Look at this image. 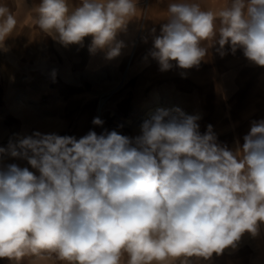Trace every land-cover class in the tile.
<instances>
[{
    "label": "clouds",
    "instance_id": "obj_1",
    "mask_svg": "<svg viewBox=\"0 0 264 264\" xmlns=\"http://www.w3.org/2000/svg\"><path fill=\"white\" fill-rule=\"evenodd\" d=\"M139 0H40L15 10L0 2V50L22 12L29 27L64 45L125 47L118 34L139 17ZM149 55L161 71L188 70L240 49L264 67V0H169ZM55 73H53L54 75ZM199 115L157 108L135 136L104 129L84 136L34 131L0 156V260L36 264H190L235 249L264 224V120L253 121L243 144L218 142L213 126L200 132ZM93 125L103 127L96 117Z\"/></svg>",
    "mask_w": 264,
    "mask_h": 264
},
{
    "label": "crops",
    "instance_id": "obj_2",
    "mask_svg": "<svg viewBox=\"0 0 264 264\" xmlns=\"http://www.w3.org/2000/svg\"><path fill=\"white\" fill-rule=\"evenodd\" d=\"M7 2L15 10L16 0ZM39 2L26 0L29 8ZM168 2L139 0V17L118 34L125 47L111 60L106 50L88 51L91 37L85 38L83 46L65 47L29 27L33 14L22 12L16 32L4 42L8 50H0V147L8 149L10 142L16 144L34 131L77 138L89 130L99 134L103 127L92 121L98 117L99 101L109 91L104 129L135 136L137 127L112 124L110 116L135 122L148 106L160 104L199 115L200 132L211 124L219 143L234 148L239 140L242 145L252 122L264 120V67L248 61L242 50L232 54L226 46L228 54L221 57L215 48L210 49L198 68L183 70L173 62L170 70L161 71L149 55L151 29L155 27L159 34ZM201 2L208 6L210 0ZM77 3L70 0L72 6ZM0 163L27 166L7 152L0 156ZM0 264L14 262L3 259ZM21 264H29V258ZM36 264L62 262L51 257ZM190 264H264V224L257 236L246 233L235 249L214 254L210 260L192 257Z\"/></svg>",
    "mask_w": 264,
    "mask_h": 264
},
{
    "label": "bare ground",
    "instance_id": "obj_3",
    "mask_svg": "<svg viewBox=\"0 0 264 264\" xmlns=\"http://www.w3.org/2000/svg\"><path fill=\"white\" fill-rule=\"evenodd\" d=\"M133 72V71H132ZM114 90V89H113ZM110 93H112V91H109L106 93V97L104 98H101V100L99 101V104H98V117L100 119H102L104 121V108L106 107V103H107V98L108 96L110 95ZM157 108H166V109H170V107H165V106H162V105H157V106H148V108H146L144 110V112L140 115V117L135 121V122H130L129 120L127 119H124V118H118V117H114V116H110L114 119V124L117 125V126H121V125H132L134 127H137L139 129L141 123L143 122L144 119H146L148 117V115L155 111ZM103 130H104V125H103Z\"/></svg>",
    "mask_w": 264,
    "mask_h": 264
},
{
    "label": "rangeland",
    "instance_id": "obj_4",
    "mask_svg": "<svg viewBox=\"0 0 264 264\" xmlns=\"http://www.w3.org/2000/svg\"><path fill=\"white\" fill-rule=\"evenodd\" d=\"M105 97H106V96H105ZM107 107H108V105H106L105 108L107 109ZM105 108H104V111H103L104 114L106 113ZM107 114H108V113H107ZM110 120H111V123H112V124L115 122L114 119H113L112 117L110 118ZM233 136H235V135L232 134V137H233ZM232 147H233V146H232Z\"/></svg>",
    "mask_w": 264,
    "mask_h": 264
}]
</instances>
